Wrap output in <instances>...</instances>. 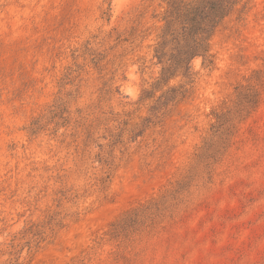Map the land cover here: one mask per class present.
Listing matches in <instances>:
<instances>
[{
    "label": "rangeland",
    "instance_id": "rangeland-1",
    "mask_svg": "<svg viewBox=\"0 0 264 264\" xmlns=\"http://www.w3.org/2000/svg\"><path fill=\"white\" fill-rule=\"evenodd\" d=\"M161 4L0 0V264H264V0L223 22L212 64L170 84L186 98L152 113ZM153 201L167 208L154 232L142 218L110 237Z\"/></svg>",
    "mask_w": 264,
    "mask_h": 264
},
{
    "label": "trees",
    "instance_id": "trees-1",
    "mask_svg": "<svg viewBox=\"0 0 264 264\" xmlns=\"http://www.w3.org/2000/svg\"><path fill=\"white\" fill-rule=\"evenodd\" d=\"M249 1L161 0L162 4L160 6L164 11L159 14L162 16L159 22L163 25L160 27V33L157 36L158 42L155 46L154 55V59H157L159 64L162 65L161 79L158 81L161 85L153 86L152 91L144 90L140 102L154 101L155 106L152 107L151 112L158 113L162 108L175 106L184 100L189 90L184 89L182 85H170L171 82L180 76L190 79L194 75L192 61L196 58H202L204 64L207 62L209 65L212 64L213 57L210 54L211 38L223 22L238 11L239 6H242V9L245 10ZM167 48L170 50L169 54ZM160 92L161 95L157 96V93ZM248 104L255 110L259 105L258 95H254L248 101ZM50 114L52 119L61 121L56 124L57 126L67 124L68 120L65 116L67 111L63 103L53 106ZM154 117L158 118L156 115ZM145 121L151 122L150 118H146ZM39 122V120H35L32 123L30 135L35 136L38 134L42 128ZM143 133L144 131H141L138 136ZM174 193L179 194L176 191ZM165 210L167 208L162 209L159 202L153 201L146 205H140L139 208L125 213L112 225L110 237L112 239L128 238L131 235L133 226L146 223L142 222V218L148 221L149 225L147 226L154 232L159 224L157 218H160L159 214ZM163 216L165 217V215L161 217Z\"/></svg>",
    "mask_w": 264,
    "mask_h": 264
}]
</instances>
